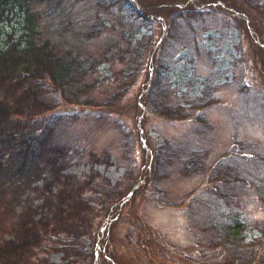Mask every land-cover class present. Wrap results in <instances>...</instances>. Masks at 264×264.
Instances as JSON below:
<instances>
[{
  "label": "trees",
  "instance_id": "1",
  "mask_svg": "<svg viewBox=\"0 0 264 264\" xmlns=\"http://www.w3.org/2000/svg\"><path fill=\"white\" fill-rule=\"evenodd\" d=\"M81 1L76 11L71 0H0V26L15 21L0 31V205L10 188L12 204L2 207L21 208L11 233L0 238V264H38L54 250L67 264L84 260L87 264V259L91 264L97 246L105 251L108 244V237L96 244L100 237L96 232L128 206L123 191L117 193L105 178L65 174L81 158V151L71 144H63L65 151L54 148L49 141L51 124L43 119L60 103L116 112L134 94L133 117L141 129L144 114L181 121L214 103V96L209 98L214 91L211 83L191 80L186 92L168 83V66L159 60L163 54L154 30L166 29L160 12L171 0H135L137 7L131 0ZM240 1L264 17V0ZM175 9L177 19L187 23L190 10ZM175 22L171 21L169 32ZM247 31L250 37L251 31L260 35L258 28ZM104 67L106 77L101 74ZM195 86L201 87L197 93ZM120 116L115 122L125 129ZM163 158L167 154L158 158V166ZM186 167L188 173L197 169L194 164ZM223 178L229 182L230 177ZM231 179L229 186H242L239 177ZM260 187L258 197L264 205V181ZM27 192L37 198L34 205L21 199ZM190 194L187 199L196 197ZM212 195L227 205L235 201L222 191ZM211 213L204 215L202 231L195 235L197 259L208 258L209 264H264V230L245 243L241 236L252 230L251 221L237 210ZM100 258L99 264H113L107 254ZM189 258L191 264L200 263L192 255Z\"/></svg>",
  "mask_w": 264,
  "mask_h": 264
},
{
  "label": "rangeland",
  "instance_id": "2",
  "mask_svg": "<svg viewBox=\"0 0 264 264\" xmlns=\"http://www.w3.org/2000/svg\"><path fill=\"white\" fill-rule=\"evenodd\" d=\"M71 1L76 11L83 3ZM171 2L160 12L166 29L154 30V39L161 43L155 45L162 48L159 60L168 66V83L183 92L191 80L199 85H205L203 81L211 83L214 91L209 98L214 96V103L193 110L181 121L144 114V129L140 121L137 125L134 121V94L127 96L116 112L60 103L43 117L51 124L49 141L54 148L65 151L63 144H71L82 153L65 174L105 178L116 192L121 189L126 196V211L121 214L120 209L118 216L96 232L100 235L96 244L103 237H108V244L105 251L97 246L91 264H99L101 254H107L113 264H191L187 262L189 255L199 258L195 235L202 231V218L211 211L237 210L251 221L252 230L241 236L245 243L264 230V205L258 197L264 181V17L247 9L240 0ZM178 6L190 10L187 23L177 19ZM13 21L0 26V31L14 26ZM248 27L258 28L260 35L251 31V40ZM107 73L104 67L102 76ZM195 87L197 93L201 87ZM118 116L125 129L116 124ZM240 152L251 153L252 157ZM164 154L167 158L158 166V158ZM187 164L196 166L194 173L187 172ZM223 177H239L242 186L237 182L229 186L230 179L227 183ZM215 191L230 194L235 201L227 205L212 195ZM12 192L7 188L1 201L0 213L5 214L0 215V238L11 233L14 215L21 211L16 205L15 210L2 207L3 203L7 207L12 204ZM190 193L196 197L187 199ZM21 199L32 205L37 201L31 192ZM61 258V252L54 250L38 264H67ZM197 260L209 264L208 258Z\"/></svg>",
  "mask_w": 264,
  "mask_h": 264
}]
</instances>
